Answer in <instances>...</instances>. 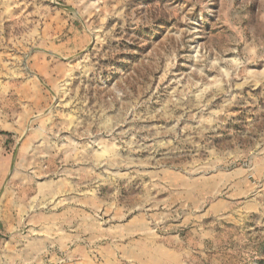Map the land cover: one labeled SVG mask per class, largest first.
Returning <instances> with one entry per match:
<instances>
[{
  "label": "rangeland",
  "instance_id": "1",
  "mask_svg": "<svg viewBox=\"0 0 264 264\" xmlns=\"http://www.w3.org/2000/svg\"><path fill=\"white\" fill-rule=\"evenodd\" d=\"M0 264H264V0H0Z\"/></svg>",
  "mask_w": 264,
  "mask_h": 264
}]
</instances>
